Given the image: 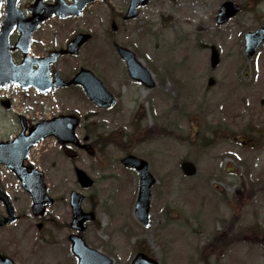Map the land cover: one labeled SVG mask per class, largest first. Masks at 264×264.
<instances>
[{"label": "rangeland", "instance_id": "1", "mask_svg": "<svg viewBox=\"0 0 264 264\" xmlns=\"http://www.w3.org/2000/svg\"><path fill=\"white\" fill-rule=\"evenodd\" d=\"M223 1L150 0L125 24L128 31L118 40L154 73L157 84L150 89L129 80L108 39L110 8L99 3L69 29L96 31V40L68 66H92L118 96L116 105L99 109L80 92L36 100L37 115L50 106L84 119L95 114L98 131L117 140L99 160L82 150L80 157L71 152L67 158L53 139L37 153L50 194L58 199L50 209L55 220L71 221L66 198L79 190L74 167L95 179L83 193L84 208L94 206L97 221L84 237L114 264H130L141 245L161 264H264V43L251 59L244 53V33L264 25V0H255L256 11L249 9L254 0H234L246 8L218 24ZM212 46L221 54L216 68L210 64ZM126 152L147 159L158 179L148 227L134 214L139 177L121 164ZM184 159L197 166L195 176L183 174ZM15 188L22 205H29L22 210L28 219L20 224V264H78L70 243H57L67 231L54 224L39 231L30 198Z\"/></svg>", "mask_w": 264, "mask_h": 264}, {"label": "flooded vegetation", "instance_id": "2", "mask_svg": "<svg viewBox=\"0 0 264 264\" xmlns=\"http://www.w3.org/2000/svg\"><path fill=\"white\" fill-rule=\"evenodd\" d=\"M64 1L67 4H71L74 0ZM110 1L112 2V0ZM123 1H126L124 6L121 8L116 7V9L112 10L110 16L111 23L115 21L117 24L116 30L112 33L108 32V39L112 41L113 45L118 42V35H124L128 31L125 24H128L130 20H125V16L131 0H121V2ZM104 2L107 3V0ZM54 3L55 0H0V80L13 78L18 72H22L21 77H29L35 83L29 88H23L22 84H11L6 88L0 86V144L13 141L23 131L27 135L31 128L43 119H52L62 114L71 113L65 112L62 108L54 110L50 106L45 108L41 115H37V97L60 100L68 98L74 92L86 95L85 90L80 85L52 86L58 75L65 81H69L82 67L92 69V66L86 65H80L75 69L68 66L69 62L73 58H77L79 54L74 56L62 55L58 57L56 62L47 60L52 51L65 48L81 32L78 29L69 30L74 27V20L78 19L75 16L65 18L43 16L44 12L47 11V7ZM39 17L42 18L40 19ZM116 20L121 21L122 24L119 25ZM82 32L84 31L82 30ZM93 38L96 39V35L93 37L92 34L90 40L92 41ZM83 48L84 46L81 47V49ZM21 64H23V67H20ZM48 78L50 79V84L41 83ZM48 84L51 89L48 92H42L43 89L48 87ZM21 95L24 96L22 97ZM95 117V114H88L83 120L89 126L95 122ZM78 136L81 144L72 145V147L78 148L87 154L91 151L93 152L90 149H93V146L98 142L96 135L83 130V133L78 134ZM70 145H59L63 154L69 157L70 153L73 152L72 154L80 157L76 149L70 150ZM0 154L2 156V152ZM10 154L16 155L18 152L11 150ZM44 163L37 159V156L34 158L31 148L25 164L29 168H38L45 174L47 169L44 168ZM0 166L2 167V165ZM3 168L5 169L4 166ZM3 173L7 175L5 172ZM15 183L16 181L11 175H8L7 178L2 177L0 181V188L3 192L8 193L13 209L9 211L6 202L0 199V219L17 217L14 222L0 226V252L9 256L15 264H20L18 252L22 233L20 224L28 219L25 214H22L23 207H28V204L22 205ZM31 214L36 225L39 222L42 224L41 228L38 227V229L40 231L45 229L49 232L47 225L54 223L55 217L53 214L48 211L43 215H35L33 212ZM55 226L60 231H67L64 241L57 240L58 244L65 246L66 243H69V222L55 220Z\"/></svg>", "mask_w": 264, "mask_h": 264}, {"label": "water", "instance_id": "3", "mask_svg": "<svg viewBox=\"0 0 264 264\" xmlns=\"http://www.w3.org/2000/svg\"><path fill=\"white\" fill-rule=\"evenodd\" d=\"M139 2H142L140 0ZM86 3H79L77 5V9L63 11L61 14L67 15L68 13H78L79 8L82 9L83 6H85ZM239 10V7L231 2H226L219 14L218 21L224 22L227 21L230 17L235 15ZM88 38L87 35H79L76 40L73 42V44H76L74 46V49L77 50V48L82 44L84 40ZM264 40V27L259 28L256 32L253 33H247L246 34V52L249 56H252L254 52L256 51L259 44ZM75 51H65V52H75ZM120 54L127 60L128 66L130 68V71L132 73V76L135 78H139L143 81H145L147 84L152 86L154 83L151 79V73L147 71V69L143 68L141 63L135 59V56L132 52L125 48L119 47ZM213 64H216L218 62V53L214 50L213 57H212ZM93 75V74H92ZM92 84L88 85V82L86 83L87 91L90 94L93 101L97 102L100 106H110L114 103L115 99L112 94H110L107 89L103 86L101 81L99 79H96L95 77L92 78ZM79 79L76 77L71 82H78ZM64 121H68L70 123L69 129L66 131L68 133L69 139H64V141H71L74 140V128L76 124L78 123V119L73 116H64ZM54 128H48V132L45 134H49ZM123 163L127 166L136 167L141 175V188L139 193V198L137 202V208H136V214L138 218L144 222H149V207H150V200H151V186L155 182V178L149 173L148 171V164L142 159L137 158L134 155H128L125 159H123ZM184 171L189 174L193 175L196 172V168L193 164L186 162L183 164ZM21 177L23 178L24 186L33 192L35 199L37 202V205H45L46 203H49L48 199H46L44 195V184L41 180V177H39V185L36 182L31 181L29 176H26L23 173H20ZM78 176L80 182L83 184V186H90L93 181L81 170H78ZM82 199L83 197L73 192L71 196V205L74 211V223L73 226L79 227L81 229L84 228V222L87 219L94 218L93 213H86L82 209ZM74 239V250L79 253L84 248L89 253H93L96 256H98L102 263L101 264H111L112 259L104 256L103 254L99 252H95L93 250H90L87 248L81 237L74 236L72 237ZM83 264V261H82ZM132 264H158L157 261L154 259L148 257L144 253H140L136 256Z\"/></svg>", "mask_w": 264, "mask_h": 264}]
</instances>
